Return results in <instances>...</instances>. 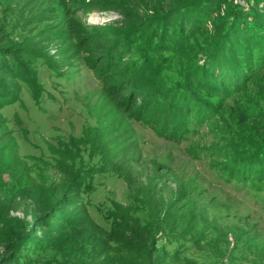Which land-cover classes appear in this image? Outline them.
Masks as SVG:
<instances>
[{"label":"rangeland","instance_id":"obj_1","mask_svg":"<svg viewBox=\"0 0 264 264\" xmlns=\"http://www.w3.org/2000/svg\"><path fill=\"white\" fill-rule=\"evenodd\" d=\"M7 1L0 0L4 43L29 58L40 53L45 59L34 64L19 59L35 85L24 86L18 103L3 109L0 119L14 134L32 177L48 190L60 174L46 163L63 164L54 152L69 153L68 167L88 185L84 201L92 222L50 244L25 242L35 218L30 203L18 206L5 222L0 220V255L3 237L11 236L19 238L15 264H146L147 254L114 241L119 208L149 228L164 264H264V182L248 181L245 175L251 165L264 163V135L257 125L264 116L263 52L252 59L255 77L245 93L220 100L197 94L202 106L181 113L159 101L162 90L130 84L134 94L122 97L119 72L128 63L98 41L106 34L92 28L121 19L116 0H38L14 14L2 11ZM226 1L204 20L208 37L200 38L194 52L159 55L158 87L167 94L176 88L175 104L189 93L188 76L206 57L202 48L211 42L218 16L229 21L232 10H242L243 30L264 34L257 14L264 15L263 3ZM95 5L103 10H94ZM33 41H40L39 50ZM141 103L145 114L137 115ZM185 128L190 131L183 133ZM4 155L0 152V176L20 193L6 173ZM229 173L244 180L234 181Z\"/></svg>","mask_w":264,"mask_h":264},{"label":"trees","instance_id":"obj_2","mask_svg":"<svg viewBox=\"0 0 264 264\" xmlns=\"http://www.w3.org/2000/svg\"><path fill=\"white\" fill-rule=\"evenodd\" d=\"M149 1L116 0V11L121 19L107 22L101 26H92L93 29L106 34L104 37L98 38V41H101L103 46L110 49L113 54H119L123 65L128 63L125 65L127 68H122L119 72V76L124 80L121 81L124 82L122 97L134 94L130 93L128 87L130 84L152 91L162 90V92H158L160 94L159 101L177 110L180 109V112L183 113L188 109V106H202L198 97H195L197 94L209 95L220 100L230 98L234 94L245 93L248 82L255 77L251 64L252 59L257 52L262 51L264 54V34L253 29H250L249 33L243 30L247 21L244 19L245 13L242 10H232V13L228 14L229 21L226 17L218 16L219 21L213 23L212 40L207 47L202 48L205 50L203 56L206 57L201 59L202 65L198 63L194 72L190 73L187 79V84L190 86L188 92L193 91L195 94L192 92L190 97L189 93H186L182 100L178 98L181 100L179 102L181 104L178 105L177 102L176 104L173 102L178 96L176 88L170 89L172 93L167 94L168 91L165 92L164 87H158V83L161 82L159 70L162 66L159 55L170 51L186 57L194 52L200 38L208 37V29L203 26L204 20L212 13H219L227 1L209 0V5L199 12L197 11L199 6L203 3L207 4L208 0H160L156 3ZM36 3L38 0L31 2L29 0H8L2 11L14 14L21 10L25 11L26 8H31ZM259 3L264 4V0H259ZM94 10L101 11L103 8L95 5ZM193 10L197 12L192 15ZM257 14L261 17L258 22L264 23V15ZM3 32L4 29L0 28L1 117L3 109L11 108L18 103L20 92L24 86L33 89V85H35L32 80L36 79L33 77L31 80L26 77L28 69L19 65V59H27V62L33 64L38 60L45 59L44 55L40 53H35L30 58L28 57L30 54L17 53L15 47L4 43L6 38L3 36ZM32 44L37 49L40 48L41 43L33 41ZM90 47L94 49V44L90 43ZM134 56L137 59L130 61L129 59ZM139 59L143 61L142 65L138 63ZM137 101L140 102V100ZM141 105L137 115L145 114L146 105L143 103ZM203 107V112L210 114L211 111L205 110L208 109L206 106ZM262 117V122L257 125L261 127L264 135V116ZM179 127H183V123ZM186 130L189 129L185 128L182 132L186 133ZM0 152L7 157L6 173L10 180L16 186L21 187L20 193L13 192L10 183L0 176V220L5 222L16 207L30 203L31 212L35 218V228L25 239V242L29 240L40 244H50L67 230H86L91 226L92 218L88 210V203L84 201V197L88 194V185L79 175L75 176L74 170L68 167L67 164L72 162L69 153L54 152L55 155L64 159L65 163L63 164L46 163V166L54 168L60 174L58 183L48 190L39 183L38 179L32 177L28 165L20 156L14 134L7 129V125L1 119ZM239 169L245 170L244 167ZM229 174L232 175L234 181L244 180L242 179L244 176L239 177L235 173ZM245 175L248 181L264 182V163L251 165ZM162 201L163 199H159L158 204L165 208L166 204ZM118 211L117 224L119 228L115 231V243L123 248L147 254L146 264H164L166 257L156 254L155 241L149 228L124 209L118 208ZM41 229L46 231L40 233ZM4 238L1 246L4 251L0 255V264H15L14 254L19 238L11 236Z\"/></svg>","mask_w":264,"mask_h":264}]
</instances>
